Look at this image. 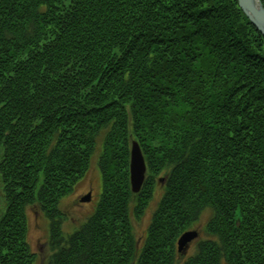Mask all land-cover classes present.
Returning <instances> with one entry per match:
<instances>
[{
    "label": "trees",
    "instance_id": "trees-1",
    "mask_svg": "<svg viewBox=\"0 0 264 264\" xmlns=\"http://www.w3.org/2000/svg\"><path fill=\"white\" fill-rule=\"evenodd\" d=\"M101 133L100 200L65 234L61 197ZM159 185L139 245L131 213ZM0 200V264L34 263L30 206L46 264H264L263 35L236 0H0Z\"/></svg>",
    "mask_w": 264,
    "mask_h": 264
},
{
    "label": "rangeland",
    "instance_id": "rangeland-1",
    "mask_svg": "<svg viewBox=\"0 0 264 264\" xmlns=\"http://www.w3.org/2000/svg\"><path fill=\"white\" fill-rule=\"evenodd\" d=\"M262 2V0H261ZM262 4H264L262 2ZM103 134L98 137L96 148L91 154L89 168L86 173L81 176V179L75 184L74 190L71 193L61 197L59 208L64 212L62 220V231L65 234L73 233V230L80 227L83 222L94 212L100 194L102 192V177L98 167L99 155L102 151ZM162 187L159 185L153 192V197L147 204V208L139 218H134L131 213L132 230L134 231L135 240L140 245L142 238L147 232V226L151 220V216L156 209V205L160 199ZM85 196L88 200H79ZM0 205L3 203L0 200ZM28 217V240L33 251L36 254V259L33 264H46L47 258L51 253L49 240V223L43 212L39 211L37 206H30L27 211ZM212 212L205 209L201 212L200 218L193 225V229L197 230L199 235L197 239L190 243L187 254L191 255L196 249V243L206 237L204 233V225L210 219ZM186 254V255H187Z\"/></svg>",
    "mask_w": 264,
    "mask_h": 264
},
{
    "label": "water",
    "instance_id": "water-1",
    "mask_svg": "<svg viewBox=\"0 0 264 264\" xmlns=\"http://www.w3.org/2000/svg\"><path fill=\"white\" fill-rule=\"evenodd\" d=\"M238 7L242 9L244 15L252 23L256 30L264 37V4L261 0H236ZM130 187L133 193L138 192L141 189L142 182L145 178L146 164L144 163L143 154L139 144L135 141L130 143ZM83 200H88L86 197ZM198 236V231L191 229L181 234L177 242V249L179 252L186 253L187 248Z\"/></svg>",
    "mask_w": 264,
    "mask_h": 264
},
{
    "label": "flooded vegetation",
    "instance_id": "flooded-vegetation-1",
    "mask_svg": "<svg viewBox=\"0 0 264 264\" xmlns=\"http://www.w3.org/2000/svg\"><path fill=\"white\" fill-rule=\"evenodd\" d=\"M83 198H84V196H82L81 198H79V200L81 201V200H83ZM82 202V201H81Z\"/></svg>",
    "mask_w": 264,
    "mask_h": 264
}]
</instances>
